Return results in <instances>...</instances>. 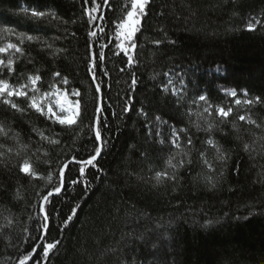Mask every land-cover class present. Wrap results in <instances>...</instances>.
<instances>
[{
  "label": "trees",
  "instance_id": "trees-1",
  "mask_svg": "<svg viewBox=\"0 0 264 264\" xmlns=\"http://www.w3.org/2000/svg\"><path fill=\"white\" fill-rule=\"evenodd\" d=\"M133 1L0 0V264H264V0Z\"/></svg>",
  "mask_w": 264,
  "mask_h": 264
},
{
  "label": "rangeland",
  "instance_id": "rangeland-1",
  "mask_svg": "<svg viewBox=\"0 0 264 264\" xmlns=\"http://www.w3.org/2000/svg\"><path fill=\"white\" fill-rule=\"evenodd\" d=\"M146 0H134L132 10L127 16L126 21L122 24L120 30V36L122 38V46L127 45L141 20V11L144 8ZM10 90L9 85L6 83H0V92ZM13 93V92H11ZM77 93L69 94L68 92L55 88L50 95L42 98L35 99L33 105L41 112H45L47 115L65 122L73 123L76 121L79 115V102L76 99ZM24 170L30 172V167L25 166Z\"/></svg>",
  "mask_w": 264,
  "mask_h": 264
},
{
  "label": "water",
  "instance_id": "water-1",
  "mask_svg": "<svg viewBox=\"0 0 264 264\" xmlns=\"http://www.w3.org/2000/svg\"><path fill=\"white\" fill-rule=\"evenodd\" d=\"M99 27H100V25L98 26V28H97L96 31L99 30ZM92 66H95V61H94V59H93V62H92ZM94 78H96V77L94 76ZM96 134H97V137H98L99 141L102 142V139H101L100 134H99L97 131H96ZM99 154H100V152H99ZM99 154H98L97 156H95L94 158H92L91 160H89L88 162H91V161L96 160V159L99 157ZM63 171H64V169L62 170V173H63ZM52 194H53V192L50 193V195H52ZM44 203H45V200L43 201L42 206H41V212H42L43 214H45V213H44V212H45V211H44Z\"/></svg>",
  "mask_w": 264,
  "mask_h": 264
}]
</instances>
